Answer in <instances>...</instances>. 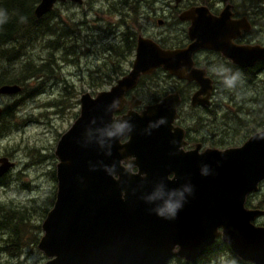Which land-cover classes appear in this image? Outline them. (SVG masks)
I'll return each mask as SVG.
<instances>
[{
    "label": "water",
    "instance_id": "water-1",
    "mask_svg": "<svg viewBox=\"0 0 264 264\" xmlns=\"http://www.w3.org/2000/svg\"><path fill=\"white\" fill-rule=\"evenodd\" d=\"M66 1L83 3L40 0L34 15L41 18L56 3ZM183 18L191 21L188 34L193 42L187 47L165 49L152 39L139 37L125 75L95 96L81 94L79 115L55 147L57 185L53 205L41 223L37 248L46 257L41 264H167L173 257L194 263L217 240L240 259L264 264V226L254 223L264 210L245 206L247 196L257 192L264 180V130L239 146L201 150L198 143L184 151V130L174 124L178 93L145 105L139 112L133 107L140 100L125 97L141 75L161 67L177 78L194 80L199 88L191 104L204 105L210 78L203 69L184 73L195 50L217 49L243 67L264 58V47L229 42L242 23L230 21L228 10L213 17L201 8L185 12ZM20 91L18 84L0 85V95ZM118 97L119 107H112ZM125 103L128 110L117 114ZM160 117H166L167 123L146 133L149 123ZM116 119L129 120L134 126L126 139L106 136L105 130ZM127 163L135 167V174L124 170ZM203 165L209 166L208 175H202ZM13 166V161L1 157L0 177ZM113 166L114 176L106 171ZM186 183L194 192L173 219L153 211L161 201L144 199L160 184L168 191Z\"/></svg>",
    "mask_w": 264,
    "mask_h": 264
},
{
    "label": "rangeland",
    "instance_id": "rangeland-1",
    "mask_svg": "<svg viewBox=\"0 0 264 264\" xmlns=\"http://www.w3.org/2000/svg\"><path fill=\"white\" fill-rule=\"evenodd\" d=\"M157 1H155V6L159 7ZM107 2L112 1L83 0L79 6L71 5L69 1L56 3L53 7L55 17L50 20V23L56 28V33L64 30L70 32L66 38L69 53L64 56L60 50L53 51L54 53L47 57L48 59L54 58L51 61L52 73L48 75L43 73L39 79L26 80L23 86L20 85L22 90L19 93L0 95V106L11 107L12 111L11 118L7 119L11 127L5 135L0 137V156L12 155V159L17 163L7 178L0 181V210L5 206L26 208L30 224H40V237L42 235L41 223L44 219V216L40 215H45L42 214L43 210L40 206H43V201L46 204L48 198L56 191L57 158L54 150L57 141L77 118L81 94L89 92L95 95L98 91L107 89L115 83V81L111 85L106 83L108 79L105 78V73L113 72L105 65L106 56L103 53L106 51V44L118 42L119 33L123 27L118 24L119 20H116L112 9L106 10ZM167 2L164 0V3ZM255 2L257 0L251 1L252 4ZM158 13L161 16L160 11ZM81 18L86 20L88 25H77L76 23H79ZM115 20L116 22L111 25V22ZM159 27L161 26L155 27L153 23H150L148 29L153 32L165 29V27ZM131 28L139 32L133 26ZM26 41L27 38H19V43ZM43 43L44 41L41 42L39 38L35 45L28 47L27 52L19 55L9 65V68L16 72L22 62L28 58L42 62V58L49 50L42 47ZM74 43L79 47H75ZM134 52L130 56V63L123 61L122 68L127 72L131 68ZM5 68L8 69V66ZM155 76H157L156 80L146 78L131 92V95L141 101L135 106V110L144 109L153 96L158 95L160 98L164 97L163 92H173L174 83L172 81L176 80L175 78L163 70H158ZM39 82L41 83L38 84ZM101 82L102 85L98 86ZM263 85L261 82L250 86L239 87L238 85L239 89L230 90V100H225V105L211 108L204 113L199 108L192 109L189 100L185 99L178 109L181 115L180 120L185 127L190 129V135L193 138L203 141L204 147L224 149L241 145L252 135L251 132L264 129ZM33 90L36 94L32 92ZM221 92L224 96L228 95L225 89ZM256 99L260 105L252 103ZM239 107L242 109L238 111ZM227 108L232 112L229 115L237 114L238 111L237 116L242 120L238 121L236 117L232 119L224 117ZM211 112H215V116L211 115ZM194 119L201 120V122L195 124ZM257 205L264 209V181L258 192L248 196L245 204L249 208H257ZM254 223L264 226V215L259 216ZM29 231L37 234L39 232L30 228ZM9 232L8 228L0 225L1 264H41L46 260L43 253L33 244L16 250L14 254L1 249L11 243L12 236H9ZM243 262L245 261L238 259L226 247L217 246L212 252H207L200 257L194 264H244ZM168 264H184V262L174 258Z\"/></svg>",
    "mask_w": 264,
    "mask_h": 264
},
{
    "label": "flooded vegetation",
    "instance_id": "flooded-vegetation-1",
    "mask_svg": "<svg viewBox=\"0 0 264 264\" xmlns=\"http://www.w3.org/2000/svg\"><path fill=\"white\" fill-rule=\"evenodd\" d=\"M108 1H112L114 3L113 5H110L112 2H107L106 10L112 9V13L116 16V20H119L118 24L124 27V29L129 26L128 30L130 29V32L134 35L136 42L139 37H143L152 39L160 47L165 49L185 48L193 41L190 39L188 34V28L191 24V21L190 19L183 18L184 13L191 10L204 8L207 11V14L213 17H217L224 10H228L230 21H241L242 26L239 30V33L232 37L229 41L231 44L235 46L264 47V0H257V2L254 4L251 3L253 0H179L178 2L175 0H167V3H164V0L161 2L158 0L156 3H159V7L155 6L156 0H121V2H118L119 0ZM128 1L131 2L129 3ZM142 1H144L145 4ZM69 2L71 5H81L75 4L71 1ZM158 11H160L161 16L158 15ZM82 19L83 18H81L79 23L83 21ZM116 20L112 21L111 25L113 22H116ZM150 23H153V26L155 27L161 26L159 28L165 27V29L153 32L148 29ZM132 26L135 30L138 29L139 32L134 31L131 28ZM121 32L119 34H121ZM232 33H234V31H232ZM222 67H227L233 72L239 71L242 73V83L240 86H250L256 84L257 82L264 84V58L256 60L253 64L243 67L237 63H234L231 59L223 55V53L217 49L199 47L192 54L191 66L185 68L184 73L189 74L192 69H203L205 71V76L211 80V89L207 102L204 105L193 106L191 104V96L199 88L197 83L194 80H189L185 77L178 79L167 72V74L176 79L172 81L174 83V88L172 91L177 92L180 97V104L177 108L178 116L174 124L176 126H180L184 130L185 144L182 147L184 151L195 148V145L198 143L201 144V150H204L205 148H214L204 147L203 141H197L196 138H193L190 135V129L185 127V125L182 124L180 120L181 115L180 112L178 113V109H180V106H182V102L185 99L189 100L190 107L192 109L199 108L203 111V113L209 111L211 108L225 105L224 101L230 100V90L226 89L222 83V77L220 75ZM158 70L163 69L158 68L153 73L158 72ZM258 77H260L259 80ZM223 89H225V92L228 93V95L224 96L222 94L221 91H223ZM130 95L131 93H128V97ZM204 96L205 94L201 95V97ZM1 108L3 109V113L5 107ZM1 157H7L9 160H13L12 155H4L0 156V158ZM13 161L15 166L2 177H0V181L6 179L8 174L11 173L17 166L15 160ZM257 208L264 210L260 206ZM174 258L178 257H173L172 259ZM181 260L186 262L184 259ZM186 263L194 264L189 262Z\"/></svg>",
    "mask_w": 264,
    "mask_h": 264
},
{
    "label": "trees",
    "instance_id": "trees-1",
    "mask_svg": "<svg viewBox=\"0 0 264 264\" xmlns=\"http://www.w3.org/2000/svg\"><path fill=\"white\" fill-rule=\"evenodd\" d=\"M39 1L40 0H0V8L6 9L9 15L8 23L0 27V85L19 84L23 86L26 83V80L39 79L41 78L40 76L43 73L48 75L49 73H52L51 61L54 60V58L48 59V55H52V53H54L53 51L58 50H60L64 54V56L69 53V49L66 45V38L70 32L68 30H64L60 33H56V28H54L50 23V20L55 17L53 8L41 18L35 17L34 8L39 3ZM118 2H121V0H119ZM128 2L130 3L131 1ZM113 3L114 2H112L110 5H113ZM82 20L83 21L81 23L76 24L79 26L88 25L87 21H85L84 19ZM128 28L129 26H127L126 29H124L123 27L121 31H124L121 32L118 42L106 44V51H104V53L102 52L106 56L104 58L105 65L110 71L113 72L105 73V78L108 79V81L106 82L107 84H113V82L116 81L119 77L127 73V70L122 68V64L123 61H127L128 63H130V56L134 52L136 46L134 35L130 32V29L128 30ZM20 37L27 38V41L19 43ZM39 38L41 39V42L44 41L42 47L49 49L47 55L42 58V62L39 63L30 58L25 59L18 70L16 72H13L12 69L9 68V65L23 52H27L28 47H33ZM73 45L77 48L79 47L75 43ZM99 52L101 54V51ZM5 66H8V69H6ZM155 74L156 72L152 73L151 75H142L138 81L137 86L141 85L146 78L156 80L157 76H155ZM40 83L41 82H39L38 84ZM101 85L102 82L99 83L98 86ZM239 87L237 88L239 89ZM32 92L35 93V90H33ZM168 93L163 92L162 95L165 96ZM160 98L158 95L153 96V98L150 99L147 103H155L159 101ZM252 103L260 105L258 99H256ZM126 108L127 107H125L117 114H121L126 110ZM237 109L239 111L242 109V107H239ZM238 111L237 114L229 115L232 112L227 108L226 112L224 113V117H228L231 119L236 117L238 121H241L242 119L237 116ZM11 115V107H5V110L0 117L1 136L5 135L9 130L8 128L11 127V125L9 124V120H7L9 117L11 118ZM211 115L215 116V112H211ZM200 122L201 120L194 119L195 124H199ZM252 133L253 132H251L250 134ZM234 137L236 138L237 134ZM54 199L55 193L53 196L48 198L46 204L45 201H43V206H40V208L43 210L42 214H47L48 210L53 205ZM259 206L260 205H257L256 207ZM0 213L2 216L0 225L4 228H8L10 230L9 236H12L11 243L8 244L7 247L1 249L8 251L10 254H14L16 250H19L26 245L33 244V246H37V243L40 239V224H30V218L29 215H27L26 208L5 206L3 207V209L1 208ZM45 215L40 216L45 217ZM29 228L39 231L38 234L31 233L29 231ZM28 236H30V238ZM217 246H224L228 250H230V248L222 241L217 240L211 247L207 249L206 254L207 252H212V250ZM234 259L237 260L236 258ZM243 263L248 264V262ZM184 264L188 263L184 262Z\"/></svg>",
    "mask_w": 264,
    "mask_h": 264
},
{
    "label": "clouds",
    "instance_id": "clouds-1",
    "mask_svg": "<svg viewBox=\"0 0 264 264\" xmlns=\"http://www.w3.org/2000/svg\"><path fill=\"white\" fill-rule=\"evenodd\" d=\"M24 19V18H22ZM9 15L6 9L0 8V27L8 23ZM220 75L222 77V83L224 84L226 89L234 90L242 83V73L239 71L233 72L231 69L227 67H222ZM121 103V99L115 98L113 100L112 107H119ZM167 123L166 117H160L155 122H150L148 128L145 129V132L150 134V130L161 125ZM133 125L129 120L125 119H116L113 124L105 130L106 136L109 139H126L130 136V133L133 131ZM123 163V161H121ZM124 170L129 174H135L136 169L131 163L123 164ZM106 171L110 175H117L114 172V166L112 168H106ZM202 175H208L210 173V169L208 165H203L201 168ZM146 175V174H143ZM194 192V188L190 183L183 184L179 188H174L168 191H165L164 185L160 184L156 187L155 191L150 195L146 196L144 199L146 202H154L161 201V204L153 209L156 215L173 219L176 217L178 212L183 208L184 203L187 200V197L192 195Z\"/></svg>",
    "mask_w": 264,
    "mask_h": 264
},
{
    "label": "bare ground",
    "instance_id": "bare-ground-1",
    "mask_svg": "<svg viewBox=\"0 0 264 264\" xmlns=\"http://www.w3.org/2000/svg\"><path fill=\"white\" fill-rule=\"evenodd\" d=\"M53 7H54V6H53ZM136 44H137V42H136ZM135 49H136V47H135ZM134 55H135V52H134ZM133 59H134V58H133ZM131 65H132V64H131ZM158 68H161V67H158ZM158 68H156V69H158ZM156 69H155V70H156ZM162 69H163V68H162ZM155 70H154V71H155ZM154 71H153V72H154ZM153 72H152V73H153ZM150 74H151V73H150ZM143 75H147V74H143ZM141 76H142V75H141ZM141 76H140V77H141ZM172 76H173V75H172ZM176 78H177V77H176ZM139 79H140V78H139ZM178 79H180V78H178ZM181 79H182V78H181ZM137 84H138V83H137ZM136 86H137V85H136ZM136 86H135V87H136ZM107 89H108V88H107ZM133 90H134V88H133L131 91H129V92L126 93L125 97H126L127 101H130V100L132 99V97L134 96V95H133V96L130 95V97H128V93H131ZM172 93H175V92H172ZM176 93H177V92H176ZM168 94H170V93H168ZM168 94H167V95H168ZM95 95H96V94H95ZM95 95H93V96H95ZM178 95H179V94H178ZM135 97H136V96H135ZM136 98H137V97H136ZM179 98H180V97H179ZM138 100H140V99H138ZM140 103H141V101H140ZM179 104H180V103H179ZM79 105H80V103H79ZM138 105H139V104H138ZM199 105H201V104H199ZM136 106H137V105H136ZM178 106H179V105H178ZM193 106H197V105H193ZM125 107H127V108H126V111H127L128 108H129V104H128V103H125V105L123 106V108H122L121 110H123ZM133 108H134V110H135V106H134ZM177 108H178V107H177ZM121 110H119V112H120ZM136 111H137V110H136ZM140 111H141V110H140ZM124 112H125V111H124ZM124 112H122L121 114H123ZM138 112H139V111H138ZM117 113H118V112H117ZM78 115H79V114H78ZM78 115H77V116H78ZM177 116H178V114H177ZM177 116H176V118H177ZM260 131H261V130H260ZM256 132H259V131H256ZM256 132H255V133H256ZM63 133H64V132H63ZM63 133H62V134H63ZM253 134H254V133H253ZM60 136H61V135H60ZM59 138H60V137H59ZM238 146H239V145H238ZM231 147H234V146H231ZM227 148H228V147H227ZM54 154H55V150H54ZM55 156H56V155H55ZM56 158H57V157H56ZM57 162H58V159H57ZM14 165H15V163H14ZM13 167H14V166H13ZM13 167H11V168H13ZM11 168H10V169H11ZM10 169H9V170H10ZM9 170H8V171H9ZM55 177H56V176H55ZM56 185H57V182H56ZM55 193H56V191H55ZM48 211H49V210H48ZM206 251H207V249L205 250V252H206ZM205 252H204L203 254H205ZM231 252H232V251H231ZM232 253H233V252H232ZM203 254H202V255H203ZM233 254H234V253H233ZM202 255H201V256H202ZM234 255H235V254H234ZM201 256H200V257H201ZM235 256H236V255H235ZM200 257H199V258H200ZM236 257H237V256H236ZM199 258H198V259H199ZM238 258H239V257H238ZM198 259H197V260H198ZM239 259H240V258H239ZM170 260H171V259H170ZM197 260H196V261H197ZM240 260H242V259H240ZM242 261H244V260H242ZM186 262H187V261H186ZM245 262H248V261H245ZM168 263H169V262H168ZM168 263H167V264H168ZM189 263H190V262H189ZM248 263H251V262H248ZM251 264H253V263H251Z\"/></svg>",
    "mask_w": 264,
    "mask_h": 264
}]
</instances>
